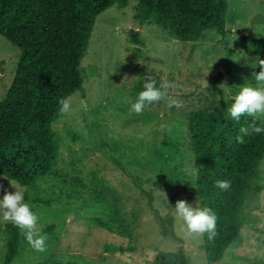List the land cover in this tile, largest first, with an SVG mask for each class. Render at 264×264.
I'll use <instances>...</instances> for the list:
<instances>
[{
	"label": "rangeland",
	"instance_id": "1",
	"mask_svg": "<svg viewBox=\"0 0 264 264\" xmlns=\"http://www.w3.org/2000/svg\"><path fill=\"white\" fill-rule=\"evenodd\" d=\"M137 2L115 4L95 21L80 65L83 88L69 96L71 111L53 124L61 136L55 170L28 186L0 174V199L16 191L12 184L22 190L48 237L47 250L38 252L20 231L13 264L69 258L87 264H179L181 251L189 264H264V158L258 185L248 194L241 233L221 259L208 258L203 235H189L172 209L178 200L200 208L195 175L185 172L193 167L186 114L210 108L219 73L228 107V97L238 93L245 78L255 83L252 73L264 59V0H229L226 35L206 29L191 42L138 21ZM132 31L139 33L140 43ZM19 58L18 47L0 34V101ZM141 69L178 87L137 114L130 108ZM169 99L182 107H169ZM170 217L161 224V218ZM7 223L0 213V264ZM164 253L169 256L158 257Z\"/></svg>",
	"mask_w": 264,
	"mask_h": 264
},
{
	"label": "trees",
	"instance_id": "2",
	"mask_svg": "<svg viewBox=\"0 0 264 264\" xmlns=\"http://www.w3.org/2000/svg\"><path fill=\"white\" fill-rule=\"evenodd\" d=\"M129 0H0V34L20 50L10 88L0 101V174L22 186L49 176L56 168L61 136L53 127L61 115L59 101L83 88L81 60L87 52L95 21L113 5L124 7ZM229 0H138L135 18L150 21L185 42L198 40L206 29L226 35ZM131 36L138 43L137 31ZM233 50V49H232ZM134 92L143 91L148 74L141 69ZM157 86L158 77H154ZM222 73L214 79V98L209 109L186 114L192 164L197 169L194 186L200 208L217 216V235L203 234L205 252L211 261L224 256L245 221L248 194L258 185L264 158V132L244 136L253 118L239 122L228 113ZM257 126L261 122L256 121ZM217 180H228L223 191ZM157 213V212H156ZM170 218H161L165 225ZM6 254L2 264H13L20 247V229L6 225ZM123 250V247H120ZM169 254L158 257L167 258ZM179 264H189L186 251ZM52 264H87L75 258L54 259Z\"/></svg>",
	"mask_w": 264,
	"mask_h": 264
},
{
	"label": "clouds",
	"instance_id": "3",
	"mask_svg": "<svg viewBox=\"0 0 264 264\" xmlns=\"http://www.w3.org/2000/svg\"><path fill=\"white\" fill-rule=\"evenodd\" d=\"M243 57L247 59L245 53ZM258 68L260 69L258 72L253 71L252 73L251 80L255 83L248 82L249 80L245 78L246 82L240 86L238 93L228 97L232 102L227 111L233 120L239 122L241 116L253 118V123L249 127L240 128L243 136H237V141L241 144L245 142L244 136L264 132V59L259 58ZM220 86L227 87L225 84ZM176 87L178 85L171 82H161L157 86L156 79L149 75L143 84L144 90L138 94L136 101L131 104L130 111L137 114L142 113L153 103L160 102L168 97V90ZM59 105V111L62 114H68L71 111V98H62ZM168 106L180 108L182 104L178 100L169 99ZM258 120L261 122V126H257L256 121ZM185 172L190 175L198 174L197 169L192 166L185 168ZM12 186L16 191L14 193L6 192L3 198L0 199V213H2L3 219L20 229L34 250L38 252L46 251L48 237L41 233L39 215L32 210L29 203L25 202L24 192L16 188L15 185L12 184ZM215 186L227 191L231 187V182L217 180ZM172 209H174L175 215L184 220L189 235L207 233L209 240L216 237L218 218L212 209L193 207L186 200H178Z\"/></svg>",
	"mask_w": 264,
	"mask_h": 264
}]
</instances>
